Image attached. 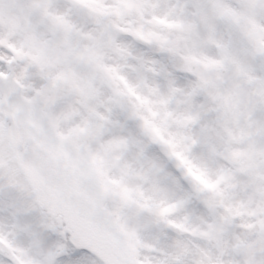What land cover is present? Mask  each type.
I'll use <instances>...</instances> for the list:
<instances>
[{"label":"snow or ice","instance_id":"snow-or-ice-1","mask_svg":"<svg viewBox=\"0 0 264 264\" xmlns=\"http://www.w3.org/2000/svg\"><path fill=\"white\" fill-rule=\"evenodd\" d=\"M0 264H264V0H0Z\"/></svg>","mask_w":264,"mask_h":264}]
</instances>
